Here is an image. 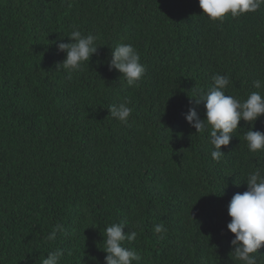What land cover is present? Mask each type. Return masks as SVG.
<instances>
[{"label":"trees","instance_id":"obj_1","mask_svg":"<svg viewBox=\"0 0 264 264\" xmlns=\"http://www.w3.org/2000/svg\"><path fill=\"white\" fill-rule=\"evenodd\" d=\"M73 27L98 39L69 78L58 45L75 42ZM118 43L141 54L135 87L109 67ZM217 73L226 95L264 96L253 87L264 84V6L212 22L199 0H0V264H42L57 248L60 264H105V228L122 221L137 233L124 242L141 257L133 264H242L227 206L247 173H264V152L244 140L264 132V115L241 120L213 161L208 131L185 116L204 119L192 96ZM125 99L127 124L108 108ZM160 223L166 233L154 232Z\"/></svg>","mask_w":264,"mask_h":264},{"label":"clouds","instance_id":"obj_2","mask_svg":"<svg viewBox=\"0 0 264 264\" xmlns=\"http://www.w3.org/2000/svg\"><path fill=\"white\" fill-rule=\"evenodd\" d=\"M203 14L212 22L222 21L227 15L238 17L249 12H255L264 6V0H199ZM73 38V43H60L61 51L66 52L65 59L58 65L67 71L69 78L73 72L79 71L84 62H88L92 53L96 51L98 37L94 34L82 35L75 27L68 34ZM140 52L131 44L118 43L112 51L110 69L115 68L122 73L123 79L130 87L138 85L146 69L140 62ZM213 86L206 91L201 90L196 102L203 101L205 108L202 120L195 108H190L185 118L196 132L208 131L210 144L213 150L210 155L213 161L219 162L224 153L222 145H228L231 134L239 127L241 120L255 122L264 115V96L259 91L251 92L243 101L225 94V89L230 83L227 76L214 74ZM256 89L264 88L259 79L253 81ZM130 101L125 99L119 105H109L111 117L123 124L128 123L132 108ZM244 140L250 153L264 152V132L253 131L252 128L244 133ZM247 188L245 191L235 193L227 206L228 215L231 217L227 229L234 234L231 239L232 258L242 264H258V250L264 246V173L259 167L246 175ZM239 184V183H237ZM201 197V196H200ZM199 197V198H200ZM126 223H112L105 228L104 244L100 248L107 253L105 264H133L140 261V255L124 246V242L135 240L137 233L123 231ZM64 231L62 224H56L52 231L45 237L48 241H55L58 232ZM155 233H166L167 229L162 223L154 226ZM163 239V235L158 237ZM63 249L57 248L49 251L42 264H60ZM92 259H95L94 257Z\"/></svg>","mask_w":264,"mask_h":264}]
</instances>
